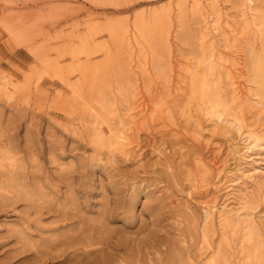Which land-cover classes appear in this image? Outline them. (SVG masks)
Here are the masks:
<instances>
[{"label": "rangeland", "instance_id": "374dc122", "mask_svg": "<svg viewBox=\"0 0 264 264\" xmlns=\"http://www.w3.org/2000/svg\"><path fill=\"white\" fill-rule=\"evenodd\" d=\"M263 25L264 0H0V264H77L102 224L82 263L264 264Z\"/></svg>", "mask_w": 264, "mask_h": 264}, {"label": "bare ground", "instance_id": "6f19581e", "mask_svg": "<svg viewBox=\"0 0 264 264\" xmlns=\"http://www.w3.org/2000/svg\"><path fill=\"white\" fill-rule=\"evenodd\" d=\"M248 3H249L250 6H253L254 5V0H248ZM253 15H254L253 17L256 18V14L254 13ZM259 25L262 26V22H260ZM135 27H136V29L138 31H140V28H139L138 25H136ZM218 27H219V24H217V23H215V25H213L214 30H217ZM256 27H258V25H256ZM126 33H128V30H126ZM137 38H138L137 36L136 37L134 36L135 42L139 45L140 42L138 41ZM198 94H199L198 96H200L203 99H206V100H209L210 99V97L208 95V91L206 89V86H203L201 89H199L198 90ZM220 117H221V115L219 114V116L217 118H212L214 120V123L215 124H217V125H220L221 124ZM222 129H223L224 132H227V130H228L227 127H225V126L222 127ZM240 136H241V133L238 132L237 133V138L238 137L240 138ZM241 138H240V140H241ZM246 138H248V141L257 140L256 137H254V136H252L250 134H248L246 136ZM224 208H226V207H224ZM213 213H214L213 210H209V209L206 210V215H207L208 218L212 217L213 216ZM95 232L99 236L97 238V243L94 242V240H93V235L96 234ZM111 233H112V231H109L108 228H106V227L103 226V224H102L101 228L98 231H95L92 228L85 230L81 234V237L76 240V247L77 246L82 247L83 251H81V253H79L78 255H75L73 258L67 259V262H76L77 264H105L104 262L100 263L99 260H97V259H94V260L88 261V262H84V263H82V262L88 256H90L91 253H95V252H98V251H107L105 248H102V247L101 248H97V246L100 247L101 245H103L101 243L102 240L104 242V240L106 239V236H108ZM254 240H255V235L253 233H250L248 242H253ZM104 246H106V248L109 249V250H115L116 249V247H114V246H112L110 244L109 245L104 244Z\"/></svg>", "mask_w": 264, "mask_h": 264}]
</instances>
